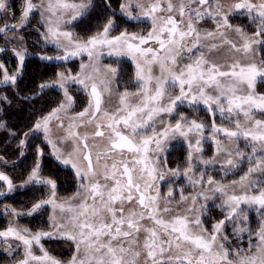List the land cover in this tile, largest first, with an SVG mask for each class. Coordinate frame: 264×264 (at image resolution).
Segmentation results:
<instances>
[{
  "label": "snow or ice",
  "instance_id": "snow-or-ice-1",
  "mask_svg": "<svg viewBox=\"0 0 264 264\" xmlns=\"http://www.w3.org/2000/svg\"><path fill=\"white\" fill-rule=\"evenodd\" d=\"M89 7L90 0H81L80 3L75 0H22L18 23H8L7 17H0L5 21L0 26V34L7 36L11 32L12 39H16L19 33L23 40L21 30L34 15H39L45 28L41 33L44 41L54 44L57 50H64L62 56H41L42 60L67 61L83 54H87L89 60V63H81L80 72L75 75L58 72L53 83L40 85L41 90L51 87L62 89L66 102L52 108L30 130L32 134L43 132L56 160L66 166L71 165L80 182L79 188L73 197L58 202L55 181L41 176L39 157L45 153L37 146L38 159L19 187L48 186L51 188L50 196L34 202L26 211L5 206L3 214L16 218L31 217L50 205L51 230L33 232L28 227L9 222L0 230V250L11 257L10 264H264V223L256 232L257 240L253 243L246 224L247 210L242 208V205L255 206L264 214V119H254L256 112L264 114V95L255 92L257 78H264V59L257 62L254 58L264 53V0H238L228 12H223L219 4L214 6L212 0H177V3L173 0H150L147 4L143 0H135V5L128 0L120 5L121 12L130 21H150L151 29L146 35L127 30L112 35L114 21L109 18L102 30L77 39L73 32L65 29L82 17ZM133 7L139 9L135 14L130 11ZM233 9L241 14L246 12L249 20L257 25L251 35L242 27H235V32L242 39L239 46L221 31L232 29L228 16ZM10 10L9 0H0V13ZM173 13H177L179 19ZM194 17L196 23L211 18L216 30L201 33L193 23ZM12 19H17L14 12ZM215 37L220 38L221 44L207 45L210 51L229 45L230 50L240 56L231 58L226 64L209 60L200 48L202 41ZM254 45L258 47L254 49ZM105 48L109 56H128L135 66L137 90L130 92L126 89L119 93L118 106L114 111L102 108L104 96L112 93L111 84L118 72L111 65L101 70L98 62ZM0 51L5 49L0 48ZM12 51L19 66L15 73L10 74L5 65L0 64V69L4 70L0 85H15L17 77L22 74L27 49L21 45L13 47ZM185 52L188 56H184ZM249 54L253 58L249 59ZM69 84L80 85L88 96L87 107L71 114L73 97L69 95ZM176 87L179 94L172 95L170 89ZM207 89H212L215 94ZM185 101L189 106L204 104L213 116L219 112L221 119L228 120L229 125L234 123L235 128L218 125L215 120L209 128L203 121L189 120L183 114H179L174 125L169 121L160 129L156 127L158 117L163 114L173 117ZM65 119L68 120L66 128ZM53 121L66 133L56 140L51 138ZM92 125L95 130L91 134L82 135L76 130ZM2 127L4 125L0 123ZM205 131L211 133L207 138ZM28 135L24 133L25 137ZM176 135L188 143L187 167L183 175L194 189L197 185L203 189L191 197L181 191L180 201L176 203L191 201L183 213L169 207L173 201L161 196L157 181L164 180L166 174L158 167V156L154 161L149 155L164 152L165 141L174 139ZM192 135L196 137L195 143L189 139ZM221 135L231 144L243 139L245 147L251 149L250 153L238 146L235 149L224 147L219 139ZM90 138L106 142L103 150L96 152L95 164L93 146L88 143ZM205 139H210L216 146V153L210 159L199 155L203 152ZM69 140L72 150L64 153L59 144ZM24 146L25 140L21 139V156L24 155ZM221 153L224 154L222 161L217 159ZM0 160H3L2 156ZM194 161L204 165V169L199 170L198 179L194 175ZM245 161L247 171L230 184L215 179L207 171L209 166L219 163L220 171L227 176L239 170ZM170 173L178 178L180 169H170ZM5 187L7 191L0 190V197L17 190L13 180L0 172V189ZM217 193L222 198L217 207L225 215L209 230L202 219L207 206H196L201 199H213ZM167 195L173 196V191ZM194 211L197 214L190 216L189 213ZM241 216L245 222L243 226L238 219ZM229 223L234 225L233 233L237 239L241 233L249 232L247 248L232 246L226 234ZM44 239L70 241L74 251L64 261L44 247L41 243ZM21 253L22 258L17 259Z\"/></svg>",
  "mask_w": 264,
  "mask_h": 264
},
{
  "label": "rangeland",
  "instance_id": "rangeland-1",
  "mask_svg": "<svg viewBox=\"0 0 264 264\" xmlns=\"http://www.w3.org/2000/svg\"><path fill=\"white\" fill-rule=\"evenodd\" d=\"M38 2V0H37ZM76 3H80L81 0H75ZM87 2V0H85ZM128 0H90V7L85 11V14L82 17H79L77 20L73 21L72 24L67 25L65 30L73 32L74 36L77 39H84L90 35L95 34L98 30H102L103 25L107 22L109 18L113 19L114 21V29L112 31V35H118L121 31H129L135 32L140 34H147V31L151 29V22L144 21H130L128 20L127 16L121 12L120 5L122 3H127ZM132 4L135 5V0H131ZM145 4L149 3L150 0H143ZM238 2V0H212V4L215 6L219 4L223 12H228L229 8L232 4ZM259 2V0H256ZM11 4V10L7 13H0V17H7L8 23H18L20 12L22 9V0H9ZM173 3H177V0H173ZM133 11L134 14L139 11L133 7L130 9ZM15 14L17 19H12V14ZM114 13V15H113ZM177 19L179 16L177 13H173ZM217 19H220L217 17ZM229 23L233 26L232 29H221L224 31L227 38L231 40L233 43H236L237 46L242 44V39L240 35L235 32V27L239 26L244 29V31L251 35L256 31L257 25L251 22L248 18L246 12L241 14V12H237L236 10H232L231 14L228 16ZM4 20L0 19V26H3ZM187 22V17H185V23ZM193 23L195 24L198 31L201 33L207 31H215L216 25L211 18H205L200 20L199 23H196V19L194 17ZM45 31L43 24L40 21L39 15H34L29 22V24L21 30L23 35V40L19 38V33L16 34V39H12L13 33H8L7 36H3L0 34V48L5 49V51H0V64H4L5 68L8 72L15 73L17 67L19 66V61L14 55L12 49L13 47L19 48L21 45L27 49L25 55V61L23 66V71L20 76L17 77V82L25 83L26 81V73L27 70L31 67V65H40V67H44L47 70L46 76L44 78H39V82L35 83L36 91L35 96L38 101H43L42 106V113L37 117L35 120L27 121L23 124V134L21 139L25 140L24 146V155H20V147L18 143V148H14L12 151L8 153V157H3V160H0V172H4L7 174L14 182L17 187V190L9 193L7 196L0 197V230H3L7 227L9 222L13 224H18L20 227H28L31 231L35 232L38 230L49 231L51 230L49 227L50 224V216L52 215V207L50 205H46L43 209H41L38 213L34 214L33 216H23L20 218L13 217L12 215H4L5 206H8L9 209L15 208L17 211H26L31 208L32 204L36 201L47 199L50 196L51 188L48 186H29L25 188H20V184L23 180L27 178L28 173L34 167L36 160L38 159L36 154L37 146H40L43 151L44 155L39 157L41 162V176L44 178L53 179L57 185L56 188V199L58 202L69 199L74 196L79 188V180L76 177L75 170L71 167V165H64L60 163L56 158L52 155V148L45 142L43 132H36L35 134L31 133V129L34 123L39 120L42 116L47 115L52 108L56 107L61 102H66V98L64 97L63 90L58 87H51L45 88L43 90L40 89V85L44 83H53L57 76L58 72H64L65 74L71 72L73 75L80 72V65L81 63H89L87 54H83L80 57L70 58L67 61L65 60H42L40 59L41 56H49V57H56L64 55V50L60 49L57 50L54 44L48 42L46 43L41 36V33ZM11 40V43H9ZM211 43H216L218 45L221 44V40L219 37L209 38L208 40L202 41V45L200 51L203 52L207 58L211 61L226 64L230 62L231 58L239 57L240 54L232 52L230 50L229 45H222L214 50H209L207 45ZM258 46L254 45L253 48L256 49ZM108 49H103L102 54L99 59V66L101 70H104L106 65H111L118 69L117 76L115 81L111 84L112 93L105 94L104 102L102 108L108 111H114L115 108L118 106L119 102V93L124 92L126 89L130 92H135L137 90V86L135 83V66L132 63L131 59L128 56H109ZM184 56H188V53L185 52ZM253 58L252 54H249V59ZM255 60L259 62V60L264 59V53L260 55L254 56ZM187 62V61H185ZM2 79L3 69H0ZM90 71V69H89ZM156 74H159L158 69L156 70ZM111 76V74H108ZM264 78H257V83L255 86V92L257 94L264 95ZM17 82L15 85L11 83L7 85H0L1 88H5L7 90L11 89L16 92L17 91ZM69 95L73 97V107L70 109V114L75 113L78 111H82L84 107H87L88 104V96L84 92L83 88L77 84H69ZM246 87V86H245ZM212 94H215L212 89H207ZM170 93L172 95L179 94V88L176 87L175 89H170ZM18 94V93H17ZM20 98L23 99H31V96L23 95L21 92L18 94ZM131 99H135L132 97ZM45 102H48L45 104ZM5 103L11 106L10 101H5ZM226 106V105H225ZM8 107V108H9ZM215 108V105H212ZM179 114H183L187 119H197L198 121H203L206 125L210 128L211 123L213 120L218 125L228 126L231 128H235V124L229 125L228 120H222L220 113L216 112L213 116L207 110V107L204 104L192 105L189 106L187 102L183 105H180L176 112L173 114V117H169L167 114H163L161 117L157 118L156 127L158 129L164 127L169 121L174 125L176 120L179 119ZM0 116H4L3 111L0 110ZM8 117V116H7ZM4 118V117H2ZM241 120L243 117H239ZM236 117H233L235 120ZM254 119H264V114L260 112H256ZM163 120L164 123L161 124L160 121ZM4 126L6 125L3 121L1 122ZM65 128L68 125V120H64ZM7 127V126H6ZM52 132L51 138L56 140L60 137H63L66 133L64 129H60L56 127V122L53 121L52 123ZM6 128H0V131L5 130ZM7 130L9 131L8 127ZM82 135L85 133L91 134L95 129L94 125L92 126H85L76 129ZM10 132V131H9ZM11 133V132H10ZM24 133H29L27 137L24 136ZM11 135V134H10ZM211 133L209 131H205L204 136L205 138L209 137ZM20 139V140H21ZM189 139L192 143H195L196 137L194 135L190 136ZM221 141H223V146L229 149H235L237 146L244 152L250 153L251 149L245 147V141L241 139L237 142V144L229 143L222 135L219 137ZM19 140V141H20ZM88 143L92 147L93 152V159L96 162V152L102 151L105 143L100 138H96L95 140L89 139ZM11 145V144H10ZM10 148V146H7ZM59 147L62 152L67 153L68 151L72 150V143L71 141H66L65 143L59 144ZM154 147V145H153ZM203 152L199 155H203L205 159L212 158L216 153V146L210 139H205L202 142ZM187 154H188V143L185 141L183 137L176 135L174 139H169L165 141V151L159 154L149 153L152 156L153 160L155 161L159 159L158 167L160 170L164 171L165 179L158 180L157 183L160 185L159 192L162 197L166 198L169 201H173L168 206L173 208L180 213L184 212V209L191 205L190 199L183 203H176V201H180L181 191H183V195L191 197L197 191H203L200 189L199 185L196 186L194 189L193 186L189 183L188 179L183 175L184 169L187 167ZM0 156H2L0 154ZM218 160L224 159V154L221 153L217 156ZM44 161H53L55 164L59 165L62 168L64 174H68L70 177V181H72V189H68V187H64V183L58 179L51 178L48 173L43 172L44 169ZM103 163V161H101ZM111 163V161H109ZM166 163V166H165ZM196 165V171L194 172L195 177L198 179L200 172L199 170L204 169V165L200 164L198 161H194ZM180 169L179 177H173L170 173V169ZM248 164L245 161L239 170H236L230 173L227 176H224L223 173L220 171L219 163L216 165L209 166L207 169L208 173L213 175V177L217 180L222 181L223 183L230 184L232 180L239 179L244 172L247 171ZM17 170L21 173L19 175ZM190 175H192L190 173ZM258 175V174H256ZM207 176L205 177V180ZM103 182V181H101ZM3 191H7L6 187L0 189ZM172 190L173 196L169 197L167 193ZM153 195H155V190H153ZM74 203L76 201H73ZM163 203V201H161ZM222 203V198L219 193L215 194L213 199L204 200L201 199L196 206L197 208L200 205L207 206V212L202 217L205 221V226L210 230L211 225L216 221L224 218V213L221 211L217 205ZM242 208L247 210L248 219L246 221L247 227L251 233V240L253 243L256 242V232L260 229L262 223H264V214L261 211H258L255 206H248L242 205ZM197 213L194 211L193 213H189L190 216H194ZM57 216H59V212H57ZM241 222V226L245 224L243 217L238 218ZM145 223H148L145 221ZM234 225L229 223L227 225L226 234L229 237V241L231 242L233 247L239 246L242 248H247L249 244V232H244L240 234V239H237V236L233 233ZM13 243H17L13 241ZM44 247L54 256L67 261L72 252L74 251V246L70 247V241H63V240H49L44 239L41 241ZM37 254H39L38 249L36 250ZM0 255L4 257L5 262L3 264H10L11 257L7 255V253L0 250ZM22 258L21 256L17 257V259Z\"/></svg>",
  "mask_w": 264,
  "mask_h": 264
},
{
  "label": "trees",
  "instance_id": "trees-1",
  "mask_svg": "<svg viewBox=\"0 0 264 264\" xmlns=\"http://www.w3.org/2000/svg\"><path fill=\"white\" fill-rule=\"evenodd\" d=\"M46 72L47 70L44 67L34 64L27 70L25 83L17 82L16 92L12 89L10 92V90L1 88L0 86V110L3 111L4 114V116H0V123L3 121L6 124L4 126L6 129L0 131V154L2 157H8V153L10 151H12L15 147L18 148L19 140L23 134V124L27 121L35 120L39 115H41L42 108L40 107L42 106L43 101L37 102L35 96L36 85L34 84L39 82V78H44L47 74ZM20 92L23 95L27 92V95L31 96V99L26 100L20 98L18 95ZM4 97L7 99H3ZM5 101H10L12 107H9V104L5 103ZM47 103L48 102H45V104ZM6 126L11 133L7 130ZM7 146H10V148ZM44 170L51 178H55L57 181L58 179L61 180L62 184L64 183V187L72 189L71 187L73 183L70 181L69 175L64 174L59 165L55 164L53 161H44L43 172ZM17 173L21 175L18 170ZM2 260L3 258L0 256V264Z\"/></svg>",
  "mask_w": 264,
  "mask_h": 264
},
{
  "label": "flooded vegetation",
  "instance_id": "flooded-vegetation-1",
  "mask_svg": "<svg viewBox=\"0 0 264 264\" xmlns=\"http://www.w3.org/2000/svg\"><path fill=\"white\" fill-rule=\"evenodd\" d=\"M104 143H106L105 141H104ZM125 155H127V153H125ZM93 163L95 164V160L93 159ZM1 256V255H0ZM3 258V260L1 261V264H3L4 262H5V259H4V257H2Z\"/></svg>",
  "mask_w": 264,
  "mask_h": 264
}]
</instances>
